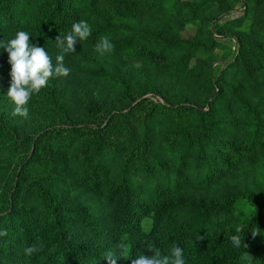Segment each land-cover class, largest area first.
Listing matches in <instances>:
<instances>
[{"label": "trees", "instance_id": "1", "mask_svg": "<svg viewBox=\"0 0 264 264\" xmlns=\"http://www.w3.org/2000/svg\"><path fill=\"white\" fill-rule=\"evenodd\" d=\"M178 2L0 0V38L9 35L15 38L17 31H26L30 43L45 49L56 47L55 38L66 36L72 24L84 17L91 20L92 34L88 40L131 34L129 38L111 41L114 50L110 54L129 53L151 67L163 64L158 68L161 75L186 78L201 94L198 99L204 102L191 105L181 93L161 96L156 89L164 103L141 100L133 105L118 121L123 135L115 140L108 138L105 132L117 127L116 123L111 125L112 120L103 130L95 127L93 121L98 120L100 111L95 113L96 119L91 117L92 121H88L90 117L84 111L87 124L81 127H57L35 136L25 130L20 132L17 125L0 113V148L28 144L31 137L33 161L52 163L48 175L59 177L65 174L58 167L65 166L61 163L63 154L73 143L84 140V148L79 153L84 154L82 170L89 173L92 190L96 193L100 190L99 184L108 183L111 193L107 198L111 196L117 202L112 215L114 230L123 243L135 241L127 247L131 258L124 256V264H131V259L140 254L150 258L157 249L161 255H169L173 243L183 249L186 264H264V198L243 192L206 204L180 195L183 186L210 191L221 177L252 167L258 153L264 157V104L253 103L248 94L233 85L215 92L214 84L221 80L214 79L210 69L196 72L190 66L193 56L203 49L197 47L196 42L134 29L120 21L124 14L133 17L166 14ZM28 7L32 13L28 12ZM133 40L143 42L148 48L142 52L143 49L134 46ZM226 70L231 74L236 71ZM96 75L114 82L125 98L130 96L129 80L115 78V82L113 76L101 70ZM244 77L252 94L264 95V83L250 78L248 70ZM28 107L32 112L36 109L58 119H66L70 113L48 86L32 95ZM155 126L163 127L159 137ZM46 137L48 142L42 148ZM47 153L52 155L46 157ZM112 178L115 179L111 181ZM42 185L22 173L13 184V192L3 194L1 203L7 207L0 211V230L6 229L8 234L0 237V260L15 264L10 245L24 249L33 240H37L35 246L42 249L28 256L32 264H108L104 258L109 251L117 261L124 259L118 243L96 247L78 241L70 232L72 222L68 218L73 216L79 226H87L90 218L80 207L57 203L49 188ZM146 205L154 209L150 229L142 232L140 217L145 216ZM230 223L236 226L231 227ZM238 227L242 229L239 234L246 247H234L230 241ZM212 242L216 243V248L211 247Z\"/></svg>", "mask_w": 264, "mask_h": 264}, {"label": "rangeland", "instance_id": "2", "mask_svg": "<svg viewBox=\"0 0 264 264\" xmlns=\"http://www.w3.org/2000/svg\"><path fill=\"white\" fill-rule=\"evenodd\" d=\"M194 11L196 14L193 15ZM28 12L32 13L33 10L28 7ZM79 20L91 22L84 17H79L77 21ZM120 21L134 29H143L169 38L196 42L197 47L203 49L198 50L193 56L190 66L194 67L196 72L210 69L214 79L221 80L219 83L217 80L215 81L218 83L214 84L215 92L224 90L227 85H233L242 93L248 94L253 103L264 104V95L252 94L244 77L245 71L248 70L250 78L264 83V0H179L178 4L168 10L166 14L136 17L124 14L120 17ZM130 35L119 33L108 37L113 41L129 38ZM10 39H13L10 35L0 38V45L7 43ZM97 41L98 39L78 41L75 52L64 54V64L70 69V74L67 77L54 76L48 81L47 86L52 87L60 99V103L70 112L67 120L48 117L36 109H33L32 112L28 105L29 116L27 119L11 114L14 105L7 96L10 87L11 66L8 63V53L3 47H0V113L3 117L17 125L20 132L23 133L25 130L28 134L30 133L29 135L35 136L57 127H81L87 124L83 116L84 111L90 117L88 121H92V118L96 119L95 113L100 111L98 120L93 121L95 127L99 126L103 130L112 120L111 125L116 123L117 127L104 131L108 132V138L115 140L120 139L123 135V127L118 121L141 100L163 104L162 95L172 96L177 92L184 95L191 105L204 103L203 100L198 99L201 94L197 88L186 78L168 74L167 76L161 75L158 68L163 64L160 67H151L142 58L136 60L129 53L122 55L108 53L101 56L94 50ZM132 42L135 47L143 49L142 52L148 48L141 41L133 40ZM45 50L55 65V57L60 54V49L50 47ZM226 68L236 69V71L231 74L230 70L225 71ZM99 70L113 76L115 82L116 79L129 80L130 96L125 98L116 84H113L114 82L98 77L96 73ZM156 89H159L161 96L156 94ZM102 110L103 112H101ZM88 125L94 126L93 124ZM154 129L157 131L158 137L163 132L161 126H155ZM28 139V144L0 148V211L6 210L7 207L1 203L4 199L3 194L9 193L10 195L13 192L14 182L20 174L24 173L31 179L38 180L39 184L47 186L57 203L74 205L86 212L90 218L86 222L87 226L83 224L79 226L73 216L68 218L72 222L70 232L74 236L76 235L78 241L96 247L109 242L124 244L126 247L133 245L134 240L127 244L123 243L114 230L112 215L113 209L115 210L117 207V202L113 201L111 196L107 198L111 193L108 183L104 181L99 184L100 190L95 193L91 187L92 179L89 173L85 174L82 170L84 154L80 155L79 151L84 148V140L73 143V148L71 147L63 154L61 163L65 166L60 164L61 166L58 167L65 174L52 177L48 175L52 163L44 164L42 161H33L31 155L33 138L28 137ZM47 142L46 137L42 141L41 147L44 148ZM26 145H29L30 148L28 149ZM51 155V153H47L46 157ZM55 159L56 157L52 162ZM66 164L69 165V172ZM111 171L115 170L111 169ZM114 179L112 178L111 181ZM137 188L139 189V187ZM183 188L180 191L181 196L190 197L206 204L243 192L258 194L259 197L264 198V157L258 153L252 167L239 169L230 175L221 177L217 185L210 191H201L197 187L186 188L183 186ZM153 209V206L146 205L143 214L145 216L140 217L142 232H147L150 229ZM40 219L43 223L42 216ZM230 226L234 227L236 223H230ZM36 241L33 240L31 245L35 246ZM10 246L15 264H32L30 258L24 254V249L16 248L12 244ZM211 247L216 248V243L212 242ZM124 261L125 257L124 259L120 258L117 264H124ZM7 262L0 260V264H10Z\"/></svg>", "mask_w": 264, "mask_h": 264}, {"label": "clouds", "instance_id": "3", "mask_svg": "<svg viewBox=\"0 0 264 264\" xmlns=\"http://www.w3.org/2000/svg\"><path fill=\"white\" fill-rule=\"evenodd\" d=\"M92 34V28L86 20H79L72 24L71 30L63 38L58 35L55 38V45L60 49V54L55 57V65L44 47H39L30 43V35L26 31H17L15 38L10 39L7 43L0 45L8 53V63L11 66L9 72L10 87L7 96L14 105L12 110L13 116H20L27 119L29 108L27 107L32 95L38 94L47 86L51 77H67L70 69L64 64V54L75 52V46L78 41L87 40ZM94 50L101 56L106 55L114 50V44L107 35L101 36L94 46ZM241 228L236 229V235L230 236V241L234 247H246L242 243L240 232ZM7 230H0V237L7 236ZM120 255L123 258L131 255L128 253L124 244L118 245ZM34 245L24 248V254L31 256L40 251ZM149 250L153 253L152 248ZM247 257V253H244ZM108 264H117V258L112 252H107L104 258ZM131 264H186L183 249L173 243L169 255H161L157 249L149 258L140 254L135 259H131Z\"/></svg>", "mask_w": 264, "mask_h": 264}]
</instances>
